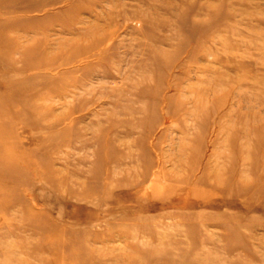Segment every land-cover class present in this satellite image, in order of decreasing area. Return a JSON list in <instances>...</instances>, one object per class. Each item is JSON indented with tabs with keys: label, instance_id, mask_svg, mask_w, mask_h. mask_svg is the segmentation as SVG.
I'll use <instances>...</instances> for the list:
<instances>
[{
	"label": "rangeland",
	"instance_id": "obj_1",
	"mask_svg": "<svg viewBox=\"0 0 264 264\" xmlns=\"http://www.w3.org/2000/svg\"><path fill=\"white\" fill-rule=\"evenodd\" d=\"M0 264H264V0H0Z\"/></svg>",
	"mask_w": 264,
	"mask_h": 264
},
{
	"label": "bare ground",
	"instance_id": "obj_2",
	"mask_svg": "<svg viewBox=\"0 0 264 264\" xmlns=\"http://www.w3.org/2000/svg\"><path fill=\"white\" fill-rule=\"evenodd\" d=\"M41 94V93H40ZM31 98V97H30ZM41 98V97H40ZM43 101V100H42ZM34 106V105H33ZM30 107V106H29ZM32 108V107H31ZM26 167V166H25ZM35 175V174H34ZM4 237H6V236H4ZM78 259H79V257H78Z\"/></svg>",
	"mask_w": 264,
	"mask_h": 264
}]
</instances>
